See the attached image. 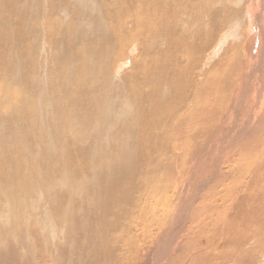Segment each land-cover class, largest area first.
<instances>
[{
    "label": "rangeland",
    "instance_id": "rangeland-1",
    "mask_svg": "<svg viewBox=\"0 0 264 264\" xmlns=\"http://www.w3.org/2000/svg\"><path fill=\"white\" fill-rule=\"evenodd\" d=\"M263 31L264 0H0V264H264Z\"/></svg>",
    "mask_w": 264,
    "mask_h": 264
},
{
    "label": "bare ground",
    "instance_id": "bare-ground-1",
    "mask_svg": "<svg viewBox=\"0 0 264 264\" xmlns=\"http://www.w3.org/2000/svg\"><path fill=\"white\" fill-rule=\"evenodd\" d=\"M28 1V0H27ZM172 1V0H171ZM260 1V0H259ZM168 2V1H167ZM177 4V3H176ZM182 4V3H181ZM239 4V3H238ZM157 5V4H156ZM59 6V5H58ZM61 6H62V4H61ZM178 7V6H177ZM257 8V7H256ZM166 8H164V10H165ZM168 9V8H167ZM177 9V8H176ZM156 11V10H155ZM178 12V11H177ZM212 12V11H211ZM149 14V13H148ZM166 14V13H165ZM253 15H251V17H252ZM256 16L258 17V14H256ZM158 17V16H157ZM165 17H167V16H165ZM169 17V16H168ZM167 17V18H168ZM256 17V18H257ZM76 18V17H75ZM161 18H162V16H161ZM170 18V17H169ZM252 19H254V17H252ZM157 20V19H156ZM164 20V19H163ZM41 21V20H40ZM167 21V20H166ZM160 22V21H159ZM183 22V21H182ZM142 23V22H141ZM167 23V22H166ZM171 23V22H170ZM178 23V22H177ZM145 24V23H144ZM165 24V23H164ZM168 24V23H167ZM138 25V24H137ZM171 25V24H170ZM139 26V25H138ZM255 26V25H254ZM84 27V26H83ZM170 27V26H169ZM177 28V27H176ZM84 29V28H83ZM185 29V28H184ZM167 31V30H166ZM259 31V30H258ZM176 32H178L177 31V29H176ZM264 32V31H263ZM263 32H262V34H263ZM163 34H165V32H163ZM168 34V33H167ZM208 34H209V32H208ZM260 34H261V32H260ZM176 35V34H175ZM175 35H174V37H175ZM197 35V34H196ZM211 35V34H210ZM168 36H170V35H168ZM207 37V36H206ZM123 38V37H122ZM173 38V37H172ZM176 38V37H175ZM237 38V37H236ZM144 40V39H143ZM143 40H142V42H143ZM169 40V39H168ZM175 39L173 38V39H171L170 41H171V43H173V41H174ZM177 42V41H176ZM179 43H181L182 45H184L183 43H182V37H180V41H179ZM177 44V43H176ZM175 44V45H176ZM179 46H177V47H179V48H181L182 46H180V44H178ZM166 47V46H165ZM167 47H168V45H167ZM185 47H187V46H185ZM58 48V47H57ZM184 49V46L182 47V49H179L180 51L181 50H183ZM169 50V49H168ZM177 50V49H176ZM205 50H206V48H205ZM172 51V50H171ZM154 53V52H153ZM169 53V52H168ZM172 53V52H171ZM65 54H66V52H65ZM155 54V53H154ZM166 54V53H165ZM68 55V54H67ZM69 55H70V53H69ZM168 55H170V54H168ZM192 55V54H191ZM153 56H155V55H153ZM246 56V55H245ZM257 56V55H256ZM166 57V56H165ZM193 57H194V55H193ZM199 57V56H198ZM252 57V56H251ZM145 58V57H144ZM188 58H189V60L191 59V57L190 56H188ZM244 58V57H243ZM146 59V58H145ZM165 59V58H164ZM170 59V58H169ZM169 59H168V61H169ZM213 59V58H212ZM245 59V58H244ZM257 59V58H256ZM140 60V59H139ZM171 60V59H170ZM194 60V59H193ZM197 60V59H196ZM199 60V59H198ZM241 60V59H240ZM168 61H166L165 63H168ZM200 61V60H199ZM143 62V61H142ZM144 62H146V61H144ZM150 62V61H149ZM192 62V61H191ZM237 62V61H236ZM136 63H138V61L136 62ZM187 63V62H186ZM189 63V62H188ZM198 63H200V62H198ZM262 63V62H261ZM194 64V63H193ZM207 64V63H206ZM260 64V63H259ZM150 65H152V62H150V64L148 63V60H147V62L146 63H142L141 64V67H142V71H140V72H138V74H139V77H138V75H136L135 73H133L134 74V76H135V82L133 81V80H131V84H133V83H136L137 84V86H138V89H135V92H137L138 94H139V91L142 93V94H145V95H143L144 96V98H143V101L145 102V103H147V104H150V100H149V92H148V88H152V82H153V79H150L149 77H147L148 75V73H145V72H143L145 69H149L150 68ZM167 65V64H166ZM186 65H188V64H186ZM202 65V64H201ZM240 66V61L238 60V63H237V67L239 68V66ZM257 65H258V63H257ZM261 65V64H260ZM168 66V65H167ZM176 66V65H175ZM174 66V67H175ZM195 66H197V65H195ZM200 66V65H199ZM253 66H255V65H253ZM134 67V66H133ZM152 67V66H151ZM156 67V66H155ZM155 67H154V70H155ZM177 67H181V65H178ZM192 65L190 66V71H191V69H192ZM213 67V66H212ZM242 67V66H241ZM257 67V66H256ZM176 68V67H175ZM263 69H264V67H262ZM135 69V68H134ZM137 69V68H136ZM141 69V68H140ZM173 69V68H172ZM213 69V68H212ZM211 68H209V70H210V72H207L206 74H205V76H207V75H209V74H211L212 75V70ZM235 69H237L236 67H235ZM257 69H258V67H257ZM159 70V69H158ZM176 71H177V74H178V77H181V75H182V73L180 72L181 70L179 69V70H177V69H175ZM188 70V69H187ZM131 71V70H130ZM130 71H128V72H130ZM162 71V70H161ZM199 71V70H198ZM214 71H215V68H214ZM136 72V71H135ZM202 72H204V71H202ZM225 72H226V70H225ZM228 72V71H227ZM165 73H166V71H165ZM234 73H238V69H237V71H234ZM259 73H261V72H259ZM127 74V73H126ZM143 74V75H142ZM150 74V73H149ZM185 74V73H184ZM183 74V75H184ZM255 74V73H254ZM257 74V73H256ZM255 74V75H256ZM128 75V74H127ZM131 75V74H130ZM151 75V74H150ZM234 75V74H233ZM254 75V76H255ZM262 75V74H261ZM260 75V76H261ZM132 76V75H131ZM142 76H143V78H142ZM158 76V75H157ZM162 76V75H161ZM165 76V75H164ZM185 76V75H184ZM188 76H191V75H189L188 74ZM166 77V76H165ZM194 77V76H193ZM214 77V76H213ZM233 77V76H232ZM262 77V76H261ZM162 78V77H161ZM164 78V77H163ZM187 78V77H186ZM198 78H200V76H198ZM198 78H197V80H198ZM210 77H208L207 79H209ZM124 79H127V77L125 76L124 77ZM184 79V78H183ZM190 79V78H189ZM192 79V78H191ZM194 79V78H193ZM244 79V78H243ZM129 80V79H128ZM181 80V79H180ZM127 80H125V82H126ZM158 81V80H157ZM179 81V80H178ZM186 81V80H185ZM208 81V80H207ZM212 81H213V83L215 84V85H217L218 84V80L217 79H215V78H212ZM182 82H183V80H182ZM202 82H203V80H202ZM213 83H212V86L211 87H215L214 85H213ZM229 83H232V81L231 82H229ZM228 83V84H229ZM203 84V83H202ZM260 84V83H259ZM176 85V84H175ZM183 85V84H182ZM185 85L186 84H184V87H185ZM253 85V86H252ZM263 85H264V83H263ZM128 86V85H127ZM135 86V85H134ZM160 86V85H159ZM244 86H245V91H247V90H250L251 88H254V89H256V91L258 90V89H261V88H258L259 86H255L254 84H251L250 83V81L248 82V81H246V79H244ZM252 86V87H251ZM139 87H140V89H139ZM168 87H170V85L168 84ZM173 87V86H172ZM191 87V86H190ZM91 88V87H90ZM154 88V87H153ZM156 88V87H155ZM177 88V87H176ZM216 88V87H215ZM87 89V88H86ZM145 89H147V90H145ZM157 89V88H156ZM188 89V88H187ZM202 89V88H201ZM213 89V88H212ZM91 90V89H90ZM151 90H153V89H151ZM155 90V89H154ZM163 90V89H162ZM184 90H186V89H184ZM134 91V90H133ZM190 91V90H189ZM216 91V90H215ZM177 92H179V91H177ZM181 92V91H180ZM69 93V92H68ZM34 94V93H33ZM40 95V94H39ZM89 95V90L87 89V90H82V91H78L77 93H76V96H78V98L79 99H83V100H87V96ZM183 95V94H182ZM185 95V94H184ZM44 96V95H43ZM116 96V95H115ZM153 96H155V95H153ZM179 96H180V94H179ZM112 97V96H111ZM159 97V96H158ZM181 97V96H180ZM38 98V97H37ZM160 98V97H159ZM176 98V97H175ZM190 98V97H189ZM199 98V97H198ZM110 99V98H109ZM113 100V99H112ZM194 100V99H193ZM217 100V99H216ZM215 100V101H216ZM162 101V100H161ZM177 101H178V99H177ZM112 102H114V100L112 101ZM194 102V101H193ZM97 104H98V102H96ZM152 103V102H151ZM196 103V102H195ZM94 105V104H93ZM93 105H90L91 107H93V109H97V106H96V108L93 106ZM197 105V104H196ZM159 106V105H158ZM198 106V105H197ZM91 110V108L90 107H88V109H87V111H90ZM202 110V109H201ZM209 114V113H208ZM213 116V115H212ZM104 119V118H103ZM106 121V120H105ZM122 124V123H121ZM201 131V129L199 128V130H195L194 131V134H192V135H195V134H199V132ZM207 132V131H206ZM205 132V133H206ZM201 133V132H200ZM204 133V132H203ZM202 133V134H203ZM180 136H181V134H180ZM184 137V136H183ZM192 137V136H191ZM194 137V136H193ZM6 138H8V137H6ZM199 139H200V137H199ZM187 140V139H186ZM162 141H164V140H162ZM198 144V143H197ZM194 145V144H193ZM198 146H200V145H198ZM196 147V146H195ZM192 148H193V146H192ZM196 149V148H195ZM194 149V150H195ZM134 150V149H133ZM189 151V150H188ZM187 153V152H186ZM207 153V152H206ZM251 166V165H250ZM213 167H215V166H213ZM218 167V166H217ZM263 169V168H262ZM121 176V175H120ZM128 178V177H127ZM129 178H130V176H129ZM117 180H118V183H120V182H126V180H128V179H126V177L125 178H122V181L121 180H119V179H117V176H116V179L114 180L116 183H117ZM249 186V185H248ZM247 186V187H248ZM132 196V195H131ZM130 200V199H129ZM103 202H105V201H103ZM103 202H101V203H98L97 205H95V204H92L91 206H92V208L89 210V212L85 215L86 217H87V221H86V223H88V230H90L91 232H94L95 234H96V237H98L97 239L100 241V243H103V239H104V237H106V236H104V230H103V228H102V226L105 228V226H104V222H106L105 221V216L107 215H109L110 213L111 214H115V213H124L125 214V216H126V212H124V211H122V210H124L125 208H127V207H122L120 210H118L117 208L115 209V208H112V207H109V209L108 210H106V209H104V207H105V205H104V203ZM178 202V201H177ZM130 204H131V200H130V202H129ZM189 203V202H188ZM129 204V205H130ZM190 204V203H189ZM213 204V203H212ZM122 205V204H121ZM166 206H168V203H166L165 204ZM186 205H187V202H185V204H183V205H180V207H181V211H183V209L186 207ZM90 206V207H91ZM164 206V205H163ZM188 206V205H187ZM220 206V205H219ZM218 206V207H219ZM89 207V206H88ZM88 207H87V209H88ZM89 207V208H90ZM178 207V206H177ZM213 209V208H212ZM43 210V209H42ZM186 210V209H185ZM184 210V211H185ZM187 210H189L188 209V207H187ZM180 211V210H179ZM198 211V210H197ZM158 212V211H157ZM189 212V211H188ZM81 213H82V211H81ZM86 213V212H85ZM187 213V212H186ZM186 213H184V214H186ZM219 215V214H218ZM80 216H81V214H80ZM128 216V215H127ZM148 217H149V225H150V227H154V225H155V221H156V217H154V216H149V215H147ZM185 216H187V215H185ZM109 217V216H108ZM181 217V216H180ZM188 217V216H187ZM78 218V217H77ZM76 218V219H77ZM160 218H161V216H160ZM162 219H164V218H162ZM78 220H80V219H78ZM159 220V219H158ZM212 220H214V219H212ZM211 220V221H212ZM182 222H183V220H181ZM184 221H185V219H184ZM85 223V222H84ZM192 223V222H191ZM209 223V222H208ZM213 223V222H212ZM215 223V222H214ZM106 224H110L111 226H112V233H119L120 234V231H118L117 230V227L116 226H114V225H116V224H114V225H112L111 223H106ZM161 224V223H160ZM164 224V223H163ZM166 224V223H165ZM197 225V224H196ZM187 226V225H186ZM85 227V226H84ZM84 227H83V229H84ZM107 228V227H106ZM151 228V229H152ZM191 229H194V230H196V228H197V230H200L199 228H198V226L196 227V226H191L190 227ZM244 228V227H243ZM82 229V230H83ZM186 229V228H185ZM203 229V228H202ZM153 230V229H152ZM196 230V231H197ZM162 231V230H161ZM181 231V230H180ZM195 231V232H196ZM143 232H145L144 233V235L146 236V237H150L151 238V235L149 234L150 233V230L148 231V229H144L143 231H142V234H143ZM176 232V231H175ZM192 232V231H191ZM194 232V231H193ZM111 233V234H112ZM188 233V232H187ZM173 234V233H172ZM174 235V234H173ZM190 235V234H189ZM193 235V234H192ZM95 237V238H96ZM112 238H113V240L115 241V240H117L118 239V237H119V235H118V237H116V235H112L111 236ZM170 237V236H169ZM202 237V236H201ZM149 238V239H150ZM173 238V237H172ZM203 238V237H202ZM97 239H95V240H91L89 243H88V245L87 246H83V249L84 248H86L87 249V252L89 253V251H91V250H94V244L96 243V240ZM171 239V238H170ZM86 240L88 241V239H87V237H86ZM200 240V239H199ZM118 241H121V240H119L118 239ZM112 242V241H111ZM170 242V241H169ZM105 243H106V241H105ZM114 243V242H113ZM112 243V244H113ZM120 243V242H119ZM109 244V243H108ZM111 244V245H112ZM118 244V243H117ZM169 244V243H168ZM225 244H226V242H225ZM82 245V244H81ZM113 247H115V246H113ZM113 247H110V248H113ZM99 248V247H98ZM101 248V247H100ZM107 248V247H106ZM181 249H183V248H181ZM199 249V248H198ZM97 250V249H96ZM182 251V250H181ZM183 253V252H182ZM223 254V253H222ZM160 260H162V256H160V257H158V259H157V261L155 262V264H158V262L160 261ZM167 263H168V261H167ZM166 263V264H167Z\"/></svg>",
    "mask_w": 264,
    "mask_h": 264
}]
</instances>
